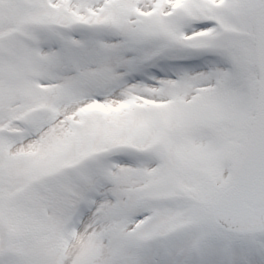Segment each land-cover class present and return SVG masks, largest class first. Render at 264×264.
I'll return each mask as SVG.
<instances>
[{"label": "snow or ice", "instance_id": "snow-or-ice-1", "mask_svg": "<svg viewBox=\"0 0 264 264\" xmlns=\"http://www.w3.org/2000/svg\"><path fill=\"white\" fill-rule=\"evenodd\" d=\"M0 264H264V0H0Z\"/></svg>", "mask_w": 264, "mask_h": 264}]
</instances>
